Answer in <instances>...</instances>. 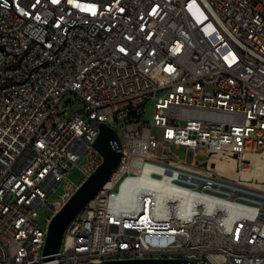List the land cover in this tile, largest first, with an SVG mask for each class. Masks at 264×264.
Returning <instances> with one entry per match:
<instances>
[{
  "label": "built area",
  "instance_id": "obj_1",
  "mask_svg": "<svg viewBox=\"0 0 264 264\" xmlns=\"http://www.w3.org/2000/svg\"><path fill=\"white\" fill-rule=\"evenodd\" d=\"M102 123L122 160L54 264H264V0H0V264H43Z\"/></svg>",
  "mask_w": 264,
  "mask_h": 264
},
{
  "label": "water",
  "instance_id": "obj_2",
  "mask_svg": "<svg viewBox=\"0 0 264 264\" xmlns=\"http://www.w3.org/2000/svg\"><path fill=\"white\" fill-rule=\"evenodd\" d=\"M100 135L94 143L103 161L77 189L71 199L53 217L49 226L43 264H54L62 247L63 238L69 225L110 181L122 160V147L117 132L107 124L100 125ZM86 264H193L183 259H133L104 261Z\"/></svg>",
  "mask_w": 264,
  "mask_h": 264
},
{
  "label": "rangeland",
  "instance_id": "obj_3",
  "mask_svg": "<svg viewBox=\"0 0 264 264\" xmlns=\"http://www.w3.org/2000/svg\"><path fill=\"white\" fill-rule=\"evenodd\" d=\"M71 99L70 102L68 100ZM146 107V112L143 114V116L140 118L141 122H145L146 120H150L153 116V101L149 100L145 103ZM83 108V101L75 96L68 95L66 98L63 100L58 112L59 114L63 113L66 111V116L70 117L76 113H78L81 109ZM158 135L161 136L162 131L161 130H155ZM177 155H179L182 159H186L188 156L187 150L186 149H180L175 151ZM197 160L200 162L206 161L205 156L198 155L196 157ZM86 176L85 174L78 168H74L73 170L70 171L69 174V179L74 183V184H81L85 180ZM66 189V184L62 185L54 194L51 198L50 201H56L60 199V196L62 193L65 192ZM53 209L50 206H44L39 213V218H38V223L41 225L42 228H47V219L53 215Z\"/></svg>",
  "mask_w": 264,
  "mask_h": 264
},
{
  "label": "bare ground",
  "instance_id": "obj_4",
  "mask_svg": "<svg viewBox=\"0 0 264 264\" xmlns=\"http://www.w3.org/2000/svg\"><path fill=\"white\" fill-rule=\"evenodd\" d=\"M258 172L260 173V175L263 176L264 175V167L262 168V170H260ZM230 174H233V171H231ZM134 194H135L134 190L130 189L127 186H123L121 188V190H120V200H121V202H123V203L131 202L134 199Z\"/></svg>",
  "mask_w": 264,
  "mask_h": 264
}]
</instances>
